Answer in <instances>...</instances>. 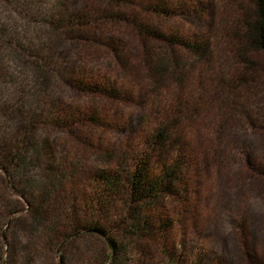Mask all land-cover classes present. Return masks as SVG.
I'll return each instance as SVG.
<instances>
[{
	"label": "trees",
	"instance_id": "16d2710c",
	"mask_svg": "<svg viewBox=\"0 0 264 264\" xmlns=\"http://www.w3.org/2000/svg\"><path fill=\"white\" fill-rule=\"evenodd\" d=\"M13 1L50 34L31 50L0 31L34 71L22 84L0 59V184L25 206L0 227V264H202L191 129L208 123L219 164L230 96L264 87V0Z\"/></svg>",
	"mask_w": 264,
	"mask_h": 264
},
{
	"label": "rangeland",
	"instance_id": "374dc122",
	"mask_svg": "<svg viewBox=\"0 0 264 264\" xmlns=\"http://www.w3.org/2000/svg\"><path fill=\"white\" fill-rule=\"evenodd\" d=\"M14 3L13 0H0V31L6 29L11 35L18 31L15 38L35 50L37 45L47 41L50 34L41 22L45 16L24 14L26 18L23 19ZM56 37L63 42L64 36L61 33L58 32ZM2 39L0 36V59H3L1 65L4 71L18 78L22 84H28V80L31 83V79L34 80L33 68L17 58L13 46ZM64 44L60 47L68 51L65 49L68 44ZM255 57L264 68V57ZM7 88L0 85L1 90ZM250 91V95H240L236 100L233 95L230 96V112L227 113L231 121L227 129L228 142L223 146L219 164L207 167L208 161L212 162L209 159L210 143L206 141V137H212L208 123L198 121L191 129L192 158L198 162L196 182L197 186L202 187L201 208L206 218L200 239L197 240L195 236V242L206 254L202 264H264V87L260 85L257 90L251 87ZM78 98L71 96L72 100ZM9 99L11 96L7 91L0 93V103ZM237 108L244 109L248 119L235 125L234 119H238V113L235 114ZM124 135L118 134L117 138L123 139ZM86 155L93 163V152L88 151ZM0 175L7 177L1 170ZM12 192L9 184L5 188L0 184V215L17 211L5 221H0L1 232L8 220L24 219L25 216L23 201ZM13 237L20 243H24L27 238L21 232L14 233ZM2 245L4 252L5 243L2 242ZM43 256H37L34 264H46L47 260Z\"/></svg>",
	"mask_w": 264,
	"mask_h": 264
}]
</instances>
